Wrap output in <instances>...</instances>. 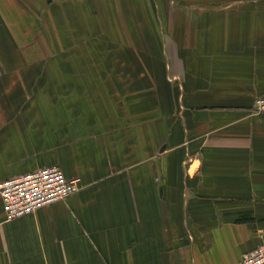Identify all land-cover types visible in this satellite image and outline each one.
Returning a JSON list of instances; mask_svg holds the SVG:
<instances>
[{"label": "crops", "instance_id": "crops-1", "mask_svg": "<svg viewBox=\"0 0 264 264\" xmlns=\"http://www.w3.org/2000/svg\"><path fill=\"white\" fill-rule=\"evenodd\" d=\"M0 0V183L79 188L5 221L0 264H236L264 243V0Z\"/></svg>", "mask_w": 264, "mask_h": 264}, {"label": "built area", "instance_id": "built-area-1", "mask_svg": "<svg viewBox=\"0 0 264 264\" xmlns=\"http://www.w3.org/2000/svg\"><path fill=\"white\" fill-rule=\"evenodd\" d=\"M253 110L264 113V97L254 100ZM78 178L67 179L58 167H46L0 183L5 221L31 214L66 199L79 188ZM236 264H264V243L243 253Z\"/></svg>", "mask_w": 264, "mask_h": 264}, {"label": "rangeland", "instance_id": "rangeland-1", "mask_svg": "<svg viewBox=\"0 0 264 264\" xmlns=\"http://www.w3.org/2000/svg\"><path fill=\"white\" fill-rule=\"evenodd\" d=\"M137 8L139 9V16L142 20L141 23H138V28L141 31H156L158 25L156 24L155 20L152 19V16L154 17V12L152 7L150 6V2L148 0H139Z\"/></svg>", "mask_w": 264, "mask_h": 264}]
</instances>
